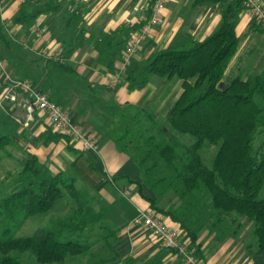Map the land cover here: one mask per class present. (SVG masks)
Wrapping results in <instances>:
<instances>
[{"label":"trees","instance_id":"trees-1","mask_svg":"<svg viewBox=\"0 0 264 264\" xmlns=\"http://www.w3.org/2000/svg\"><path fill=\"white\" fill-rule=\"evenodd\" d=\"M225 1L194 0L193 5ZM238 7L240 1L231 0L221 13L218 27L206 38L159 49L142 65L140 79L136 77L138 66H134L126 77L129 91L143 89L152 76L181 81L182 91L168 109L165 124L154 122L151 114L139 118L147 119L149 124H140L137 113L129 117L128 110L109 104L111 112L119 114L125 123L113 127L107 135L118 150L128 154L138 166L141 181L136 183L139 193L152 208L179 222L199 256L193 222L210 209L215 226L222 227L226 216L236 215L221 228L222 233H237L231 227L236 217L252 223L255 241L248 243L246 248L253 264H264V199L258 197L264 187V153L258 156L259 150L252 144L257 129L264 127V70L246 78L236 76L223 81L239 41L233 16ZM36 14L29 15L27 6L22 5L12 18V24L27 27ZM0 38H5L1 14ZM124 42L115 44L113 38L101 41L97 62L112 69ZM14 63L18 68L30 70L21 58ZM54 65L63 72L72 73L66 64L54 62ZM49 97L55 101L54 94ZM149 128H154L155 133L145 136ZM170 133L188 134L193 137V142L179 145L169 137ZM145 142L148 147L143 145ZM11 144L8 135L0 136V152ZM205 144L216 146L210 167L203 163L200 155ZM36 162L37 157L28 153L20 161V174L25 176L32 172ZM89 168L104 174L92 160ZM143 187L149 189L155 198L146 197ZM169 190L179 196L181 208L165 211L156 207L155 199ZM69 197L76 208L68 215L53 219L51 226L37 228L31 235L15 236L28 217L47 214ZM89 213L90 208L75 179L63 178L61 173L44 177L36 187L27 185L13 191L0 203V264H22L18 255L21 253H28L37 264H63L68 257L90 254L89 244L63 236L65 231L69 234L81 230ZM109 232L112 239L105 236L103 242L113 250L116 235L111 229ZM113 252L112 258L98 259L91 264H104L118 258Z\"/></svg>","mask_w":264,"mask_h":264},{"label":"crops","instance_id":"crops-1","mask_svg":"<svg viewBox=\"0 0 264 264\" xmlns=\"http://www.w3.org/2000/svg\"><path fill=\"white\" fill-rule=\"evenodd\" d=\"M230 1L226 0L221 4L193 5L194 0H165L162 10L163 24L153 29L151 35L139 50L142 49L143 52L151 54L168 46L182 45L191 40H203L218 27L221 13ZM261 1L264 3V0ZM151 3L152 0H1L0 14L3 26L10 27L14 36L17 35L18 37L15 40L24 45L34 59H38L39 56L44 54L50 59L60 60L63 53L57 46L60 44L57 43V38L68 39L73 37L76 42L79 39L92 40L91 44L84 46L82 49L76 46L68 57L65 56V61L61 59L60 61L58 60V63L70 66L68 62L75 59L78 62L76 71L83 74L86 80L99 85V93L103 98L106 97V89L116 85V83L111 84V79L120 66L123 47H120L119 56L115 60L113 68L109 70L97 62L98 42L113 38L115 43V38L118 36L116 34L123 28L125 29V31L124 29L122 30L124 41L128 33L135 29V26H139V23L134 26H128L125 23V19L128 16H134L138 22L140 16L148 18ZM22 5L27 6L29 15L37 13L36 16L27 27L20 24L10 26L11 19L17 14ZM233 16L235 19V32L239 41L236 53L232 57L227 70H241L245 69L247 58L253 56L256 50L257 38L260 41L264 40V25L256 23L249 17L241 2L240 7L234 11ZM33 25L46 30L38 37L32 31ZM21 28H24V31H20ZM26 38H31V42L28 43ZM57 51H61L60 58H56L53 55ZM26 61H24V65H29V61ZM29 67L38 69L36 61L33 66L29 65ZM249 75H251V72ZM146 88L148 86L141 90H126L124 95L123 88L110 92L113 93L117 104H137L140 98V91H144ZM44 124L53 130L46 123V119H44ZM54 132L55 135L60 134L56 131ZM95 134L99 136L100 140L97 153L80 150L77 145L73 144L62 134L60 135L63 137H58L64 141L66 149L74 154L70 158L71 163L78 168H75V171H77L81 179L93 187L95 186L101 195H104V193L99 191L101 188L99 184L106 178H111L113 182L130 188L131 204L126 202L120 204L124 219H133L139 209H150L169 228L176 231L181 239L189 242V237L179 222L152 208L149 201L139 193V186L136 183V181H141L138 166L129 156L118 151L113 141L106 137L105 134L97 131ZM4 135H8L12 140V144L14 143L12 135L7 133ZM60 145L64 146L63 144ZM28 153L37 157V165L38 161L41 160L38 152L28 151ZM90 160L97 168H101L104 174L90 169ZM57 173H61V171ZM69 177L74 178L75 182H77L76 177ZM145 188L142 189L143 194L146 197L153 198V193L149 189L145 190ZM106 199L108 201L111 200V194H107ZM160 199L162 198L157 197L155 199L156 207L167 211L166 208L159 206ZM232 219L234 217L226 216L222 227L219 224L215 226L213 224V212L209 209L193 222V227L197 232L196 244L199 246L200 257L206 264H253L246 248L247 239L245 235L247 233L242 230L240 232L237 231L234 235L220 231ZM241 222H243V218L236 220L235 223L231 222V227H236ZM126 225H124L122 232L115 234L116 239L112 244L113 250L118 255L117 260L119 262L124 260L125 264H180L181 260L176 253L169 249L161 248L142 236L138 231L140 226L133 225L131 226L132 228H127Z\"/></svg>","mask_w":264,"mask_h":264},{"label":"rangeland","instance_id":"rangeland-1","mask_svg":"<svg viewBox=\"0 0 264 264\" xmlns=\"http://www.w3.org/2000/svg\"><path fill=\"white\" fill-rule=\"evenodd\" d=\"M10 23V26L14 25L12 21H10ZM123 29L119 30V33L116 34L118 36L115 38V44H119L123 41ZM3 30L4 39L6 41L0 38V55L6 61L11 75L17 79H27L31 81L37 88L47 92L49 95L54 94L56 96L54 102L60 104L74 121L78 122L85 131L98 140V143L100 140L99 136L95 134L96 131L108 137L107 133L113 127H121L125 123V120H123L119 114L114 115L111 112L109 104H116L123 111L128 110L129 117L137 113V122L140 124H149L147 119L143 120L139 118L146 114H151L153 115L154 122L163 125L166 123L165 116L168 109L182 91L180 80L173 79L169 81L165 78L161 79L160 77L152 76V79L150 78L147 84L148 88L144 91H140V98L137 104H117L113 93L110 91L115 92L116 89L120 90L123 88L124 95L126 90H128L126 77L134 66H138L136 77L140 79L141 74L139 71L152 53L147 54L143 52L142 49L136 50L130 58L132 61L121 73L116 85L108 87L106 89V97L102 98L99 93V85L86 80L83 74L76 71L78 62L75 61V59L74 61L68 62L72 68V73L63 72L54 65V62H58L59 59L53 60L46 57L44 54L39 56L38 59H34L28 52L29 50L15 40L18 37L17 35L14 36L10 27L4 25ZM20 31H24V28H21ZM27 40L29 43L32 39L30 38ZM56 41L60 43L57 46L63 53L61 59H64V61L66 59V54L69 51H73L76 46L82 49L92 42L90 39H79L78 42H76L73 37L68 39L57 38ZM99 43L100 42H98V47L100 45ZM255 49L253 56L247 58L245 69H238L239 71L226 69L223 81H228L236 76L246 78L250 72L254 75L264 70V40L260 41L257 38ZM9 57L12 60H10ZM19 58L23 61H29L30 66H33V63L36 61L38 69L30 67V70L28 68L26 71V69L18 68L14 61ZM23 71L26 72L27 75H24ZM158 79L160 80L157 81ZM0 82V135L7 133L12 135L14 139L12 145L7 146L5 151L0 152V203L13 191L19 190L27 185L36 187L37 183L44 177L54 175L59 171H61L63 178L74 176L77 178L76 185L90 208V213L85 218L86 225L81 230L69 234L65 231L63 236L89 244L91 253L88 255L68 257L63 264H91L92 261L94 262L98 259L107 260L112 258L114 252L106 247L103 242V237L107 236L109 239H112L111 234L109 235V230L111 229L113 233L118 234L123 231V227L126 224L127 228H132L131 226L133 225L131 222L133 219H124L122 207L120 206L122 202L131 204L130 188L106 178V180H102L99 184V187L101 186L99 191H103L104 193V195H101L95 186L93 187L85 180L83 181L77 174V171H75V168H78L74 166L75 164L73 165V163H71L70 158L73 157L74 154L69 152L64 145V141L58 138L55 132L44 124V119H46L44 113L38 109L34 110L33 120L30 121L28 125L24 126L22 122L26 114L25 109L21 106H16L4 98L5 85L3 84L1 74ZM153 133H155V129L149 128L145 136ZM169 137L177 141L179 145L181 143H183L182 145H187L193 142V137L188 134L175 133L174 135L170 133ZM68 139L70 140V138ZM72 143L75 144L74 142ZM252 144L254 149L256 148L259 150L258 156H261V154L264 153V127H259L257 129ZM143 145L146 147L149 146L147 142ZM115 147L117 148L116 145ZM28 151H37L41 160L38 161L32 172L22 176L20 174V161L27 155ZM129 152L134 154L132 150H129ZM215 152L216 146L214 145L205 144L201 148L200 155L206 166L210 167L212 165ZM136 154L141 155V153H135V155ZM126 155L129 156L128 154ZM146 189L147 188H145V190ZM126 190L130 192L128 196L123 194ZM107 194H111L112 196V199L109 201L106 199ZM154 197L155 195L153 194V198ZM258 197L264 199V187L260 190ZM160 198L162 199H160V203H158L159 206L167 210H174L182 206V201L179 199V196L172 190L167 191L162 197L160 196ZM75 208L76 206L73 199L70 197L68 199H63L47 214L28 217L21 227L16 230L15 236H28L37 228L49 227L53 219L66 216ZM234 216L236 215H231L230 217ZM236 218V220L241 219L238 217ZM240 224L241 225L233 227V229L239 232L244 230L245 233H247L245 235L247 239L246 243H254L255 237L252 235V223L243 219V222ZM138 231L147 240H151L157 244V246L164 248L160 245L158 240L151 236L143 227H139ZM91 254L93 257H91ZM18 255L22 264H37L28 253H21ZM117 259L118 258L113 259L104 264H125L124 260L119 262ZM180 264H182V262H180Z\"/></svg>","mask_w":264,"mask_h":264},{"label":"built area","instance_id":"built-area-1","mask_svg":"<svg viewBox=\"0 0 264 264\" xmlns=\"http://www.w3.org/2000/svg\"><path fill=\"white\" fill-rule=\"evenodd\" d=\"M240 1L245 12L256 23L264 24V3L261 0H233ZM165 0H152L150 4V15L148 18L139 17V21L134 16H128L125 23L128 26H134L139 23L138 27L131 30L125 38L120 66L111 79V84L118 82L121 73L130 63L131 56L138 50L143 43L149 38L153 29L163 24L162 10ZM135 15V13H134ZM45 28L32 26V31L40 37ZM56 58L61 57V51L54 52ZM0 74L3 84L5 85L4 98L25 109L26 114L22 124L28 125L33 120V112L38 109L42 111L46 118V123L56 132L70 138L80 149L97 153L98 141L93 138L83 127L74 121L67 111L59 104L52 101L49 95L37 88L27 79L14 78L8 70L6 61L0 55ZM128 196L129 192H123ZM132 225L143 227L151 236L156 238L161 246L176 253L182 264H206L198 255L195 247L190 242L179 237L178 233L169 228L163 220L150 209H139L137 215L132 220Z\"/></svg>","mask_w":264,"mask_h":264}]
</instances>
